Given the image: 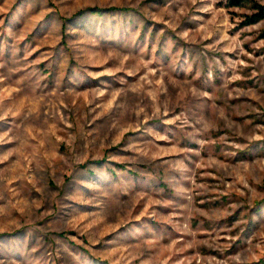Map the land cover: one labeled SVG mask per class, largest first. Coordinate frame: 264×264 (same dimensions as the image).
Masks as SVG:
<instances>
[{"label": "rangeland", "instance_id": "1", "mask_svg": "<svg viewBox=\"0 0 264 264\" xmlns=\"http://www.w3.org/2000/svg\"><path fill=\"white\" fill-rule=\"evenodd\" d=\"M225 4L0 0V264H264V19Z\"/></svg>", "mask_w": 264, "mask_h": 264}, {"label": "trees", "instance_id": "2", "mask_svg": "<svg viewBox=\"0 0 264 264\" xmlns=\"http://www.w3.org/2000/svg\"><path fill=\"white\" fill-rule=\"evenodd\" d=\"M226 7L249 8L253 13L247 18L246 23L254 24L264 19V6L254 0H226Z\"/></svg>", "mask_w": 264, "mask_h": 264}]
</instances>
